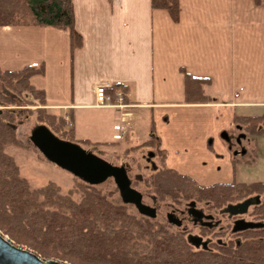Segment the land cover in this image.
Listing matches in <instances>:
<instances>
[{
  "label": "crops",
  "instance_id": "1",
  "mask_svg": "<svg viewBox=\"0 0 264 264\" xmlns=\"http://www.w3.org/2000/svg\"><path fill=\"white\" fill-rule=\"evenodd\" d=\"M72 4L80 49L71 53L63 30L3 26L0 69L42 64L44 73L29 83L44 93L46 108L61 112L74 131L78 115L96 127L77 140L113 143L104 151L124 154L153 136L167 168L201 186L237 182L226 141L251 139L236 120L264 113V0H178L176 22L150 0ZM186 74L208 81L204 93L212 102H185ZM117 84L126 87L130 106L121 140L114 127L122 111L97 107L94 95L97 86ZM90 112L100 115L90 119Z\"/></svg>",
  "mask_w": 264,
  "mask_h": 264
},
{
  "label": "trees",
  "instance_id": "2",
  "mask_svg": "<svg viewBox=\"0 0 264 264\" xmlns=\"http://www.w3.org/2000/svg\"><path fill=\"white\" fill-rule=\"evenodd\" d=\"M259 2V0H255ZM153 10H165L176 22L178 0H150ZM37 26L66 31L71 53L82 47L76 31L72 0H0V27ZM44 66H28L19 71L0 69V231L15 245H25L42 259H56L68 264H264V181L213 184L201 186L188 176L165 166L164 155H157L158 170L137 180L145 192L175 208L197 202H208L214 208L258 198L251 216L261 227L238 233V240L210 241L196 247L185 230L172 229L130 211L127 204L114 203L98 186L73 177L71 188L62 192L49 181L32 189L21 176L14 158L6 149H27L19 129L34 121L61 140L91 148L96 156L104 154L102 146L87 140H76L75 131L64 118L46 108L44 93L29 80L42 75ZM206 79L185 75V102L202 104L213 99L205 95ZM126 87L113 85L114 95ZM18 103L22 105H18ZM25 107V116L16 110ZM19 108V109H16ZM69 118L72 121V116ZM236 123L253 140L264 134L261 116L238 118ZM151 136L139 146L125 150L123 163L131 161L129 153L144 147H156ZM133 182H131V185ZM263 198V199H262Z\"/></svg>",
  "mask_w": 264,
  "mask_h": 264
},
{
  "label": "rangeland",
  "instance_id": "3",
  "mask_svg": "<svg viewBox=\"0 0 264 264\" xmlns=\"http://www.w3.org/2000/svg\"><path fill=\"white\" fill-rule=\"evenodd\" d=\"M0 92H3L1 85H0ZM18 105H22V104L18 103ZM25 109H26L25 107H20V110H16V111L19 112V114L25 116ZM55 113L62 116V113L59 111ZM89 114L90 115L86 114V117L90 119H94L95 117L98 118L97 115H100L98 113L96 114L95 112H90ZM102 115L105 116L106 114L103 113ZM78 118L75 125L76 140L77 138L82 137L83 136L82 134H84L86 131L96 132L95 130L96 127L85 125L84 122H80L81 121L80 118L83 119L80 115H78ZM108 121L109 119L107 120V122ZM37 127L38 124L36 122L30 121L27 125H24L19 129V136L27 144L28 146L27 149L8 147L6 149V152L14 158L17 166L20 169L21 176L28 180L30 187L32 189H37L45 185L47 182L52 181L61 187L62 192H65L72 187L74 182L73 176L68 172L58 168L57 166L49 163L31 145L29 138L31 132ZM134 132L133 135L135 136ZM139 139L140 137L136 139V142H138ZM133 140L135 141V139L132 138V144L134 142ZM226 143L228 145L227 151L231 153L234 160L236 161L235 167H236L237 182L239 181L243 183H252V182L264 181V138L262 137L257 138L256 142H253L250 138L238 142L237 139L234 138V139H228ZM105 147L102 146L101 150L103 151L106 150ZM87 150L91 151V148ZM119 150L120 149H118L117 151ZM237 152H240L239 156L236 155ZM92 153L95 154V152ZM159 154L160 153L158 152V149H156L155 147L154 148L144 147L137 152L129 153L131 161H127V163H123L122 160L123 154L121 153L118 154L113 150L105 151L104 154L100 155L99 157L104 159L106 162H108L113 166H123L125 168L129 180L133 182L131 188L137 190L139 193L142 194V199L144 204L155 209L156 218L154 219V221L167 224L172 229L185 230L188 235L191 234V236H198L199 224H197L194 221L193 217H191L189 213H187L189 208L187 207V204L184 205L185 208L187 207L186 209L183 207L182 209H177L174 206L170 205L167 201H159L156 198H154V196H152L150 193L145 192L146 189L142 181H138L137 185L134 184L137 180L145 176H148L149 174H152L153 172L158 170L160 164L159 162H157L156 155ZM98 187L105 194L109 195L110 199L114 203L116 204L122 203L120 199L119 191L112 179H107L106 181L101 183ZM207 206L208 207L210 206L208 202H197V206H195V208L197 207L198 209L205 210V208H208ZM250 210H253V208H250ZM130 211L136 215L138 214L133 206H130ZM171 212L174 213V216L176 218L181 220L182 222L181 227H176L175 225L170 224L166 220V215ZM216 214H217L216 217L220 220V222L213 223L214 225L213 233L215 234V237L208 235L209 237H211V242L216 241L217 239H220V241L221 240L226 241L228 239L238 240L237 239L238 234L236 233L234 234L232 232V227H233L232 221L234 218L230 217L228 213L222 212L221 209L218 210ZM219 231L220 233H218ZM0 234L4 235L6 238H8L10 241L14 243V241L11 240V238L8 235L4 234L1 231ZM203 236L205 238L203 241L209 239L207 235H203ZM17 246L27 249L25 245L24 246L17 245ZM46 260H56V259L50 258ZM59 262L68 264L65 261H59Z\"/></svg>",
  "mask_w": 264,
  "mask_h": 264
},
{
  "label": "water",
  "instance_id": "4",
  "mask_svg": "<svg viewBox=\"0 0 264 264\" xmlns=\"http://www.w3.org/2000/svg\"><path fill=\"white\" fill-rule=\"evenodd\" d=\"M31 145L46 159L49 163L68 172L73 177L81 181L98 186L107 179H112L116 185L120 199L123 204L131 205L135 208L138 215L149 219L156 218L155 209L142 203V194L131 188V181L123 166H113L104 159L96 156L91 151L82 148L78 144L61 140L54 136L44 126H38L30 135ZM259 201L258 198H255ZM251 204V199H247L237 205H230L228 212L231 215L244 214ZM170 224L179 227L181 222L167 216ZM261 227L259 223L238 221L235 222L233 232H242L248 229ZM191 243L198 247L201 240L191 238ZM206 247V244H202ZM0 264H64L56 260H45L34 252L23 247L15 245L12 241L0 234Z\"/></svg>",
  "mask_w": 264,
  "mask_h": 264
},
{
  "label": "flooded vegetation",
  "instance_id": "5",
  "mask_svg": "<svg viewBox=\"0 0 264 264\" xmlns=\"http://www.w3.org/2000/svg\"><path fill=\"white\" fill-rule=\"evenodd\" d=\"M243 201H245V200H243ZM243 201H240V202H237V203H234V204H228V205L220 208L222 210V212H226V213H228L230 215V217L234 218L233 221H232L233 227H234L235 222H238V221H241V220L245 221V222H252V223L255 222L254 219H253V216L250 215L251 212H252V210H250V208H253L258 203V201H256L255 198L254 199L251 198V204L249 205V207L247 208V210H246V212L244 214L231 215L228 212V207L230 205H237L239 203H242ZM142 203H143V199H142ZM144 205H146V204H144ZM195 206H197V203H189V204H187V207H189L187 213H189V215L191 217H193L194 221L197 224H199L198 225L199 226L198 227L199 234H198V236H191V234H190V235H188V238H189V240L191 238H193V237L199 238L201 240L199 246H203L202 245L203 243H205L207 245L211 241V237H209L208 235H210L212 237H215V234L213 233V230H214L213 229V227H214L213 223L220 222V220L216 217V215H217L216 212L218 210H220V209L219 208H214L211 205L209 207L207 206L208 208H205V210L204 209H198L197 207L195 208ZM211 207L214 208V209H212ZM183 208H185V207H183ZM177 209H182V208H177ZM168 215H171L173 218H176L174 216V213L171 212V213H168L166 215V220H167V216ZM176 219H178V218H176ZM179 221L181 222V220H179ZM181 225H182V222H181ZM181 225L179 227H181ZM233 227H232V232H233ZM218 233H220V231ZM233 233L234 234L235 233L238 234V233H241V232H233ZM203 235H207L209 237V239L203 241L205 239ZM216 241H220V239H217Z\"/></svg>",
  "mask_w": 264,
  "mask_h": 264
},
{
  "label": "built area",
  "instance_id": "6",
  "mask_svg": "<svg viewBox=\"0 0 264 264\" xmlns=\"http://www.w3.org/2000/svg\"><path fill=\"white\" fill-rule=\"evenodd\" d=\"M107 87L97 86L94 91L95 105L97 107H112L122 111L120 124L114 127L117 135L114 136L115 140H121L129 126L127 117L130 116L129 111H126L130 106L125 102L124 94L121 91L116 92L114 95L107 92Z\"/></svg>",
  "mask_w": 264,
  "mask_h": 264
}]
</instances>
